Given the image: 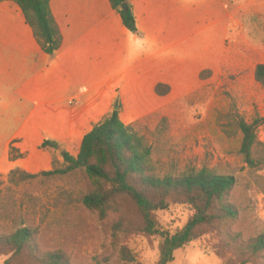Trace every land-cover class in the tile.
<instances>
[{
	"label": "crops",
	"instance_id": "crops-1",
	"mask_svg": "<svg viewBox=\"0 0 264 264\" xmlns=\"http://www.w3.org/2000/svg\"><path fill=\"white\" fill-rule=\"evenodd\" d=\"M245 0H131L138 32L109 0H51L63 35L44 52L20 6L0 2V174L49 171L47 139L77 156L84 136L121 100L125 124L162 112L221 72ZM168 84L159 96L155 88ZM11 146L26 153L12 160ZM59 153V152H58Z\"/></svg>",
	"mask_w": 264,
	"mask_h": 264
},
{
	"label": "trees",
	"instance_id": "trees-1",
	"mask_svg": "<svg viewBox=\"0 0 264 264\" xmlns=\"http://www.w3.org/2000/svg\"><path fill=\"white\" fill-rule=\"evenodd\" d=\"M3 1L6 0H0ZM10 1L22 9L42 50L55 55L63 43V35L53 15L51 0ZM109 1L120 14L124 26L137 33L131 0ZM124 3L126 7H123ZM212 76L210 69L200 74L202 80ZM254 78L264 88V63L255 66ZM155 91L159 96H166L171 87L159 83ZM156 119L152 141L146 129L149 122ZM228 119L235 126V132L240 134L239 153L248 169L264 172V144L257 133L259 122H248L233 113L228 115ZM170 134L171 124L167 116L156 113L125 124L120 110H112L84 136L77 156L65 150L58 154L61 143L47 139L40 148L52 153L51 170L30 173L16 168L9 172L6 182L4 175L0 174V257H7L4 264H72L64 251L41 246L42 227L36 223L37 204L33 195L23 190L21 195L27 199L28 205L24 208L19 203L16 188L32 185L37 180L49 182L80 175L87 189L81 193L79 202L101 219L118 212L120 203L131 205L140 222H126L120 218L113 224L114 235L138 231L148 236H159L161 243L156 264H170L175 251L197 241L206 228L238 219L244 204L236 196L235 176L220 174L209 167H180L174 162L167 169L161 167L160 158L171 139ZM25 156L26 153L11 146L12 160ZM257 184L264 194V181ZM177 203L191 207L193 215L174 233L162 230L157 213ZM230 240L237 244L241 253L248 254L247 260L264 255V232L245 242H239L238 234L231 236ZM119 254L124 263L136 262L126 246L120 248ZM244 263L246 259L241 264Z\"/></svg>",
	"mask_w": 264,
	"mask_h": 264
},
{
	"label": "rangeland",
	"instance_id": "rangeland-1",
	"mask_svg": "<svg viewBox=\"0 0 264 264\" xmlns=\"http://www.w3.org/2000/svg\"><path fill=\"white\" fill-rule=\"evenodd\" d=\"M258 63H264V0H245L233 19L221 72L205 81L202 88L157 112L167 116L171 124V139L160 158L161 167L167 169L174 162L180 167H209L233 175L237 178L236 196L244 204L238 219L206 228L197 241L175 251L170 264H241L245 259L246 264H264V255L247 260L248 254L241 253L230 240L238 234L239 242H245L264 232V194L257 184L264 181V172L248 169L239 153L240 134L228 119L233 113L248 122L258 121L257 133L264 144V88L254 78ZM117 104L121 105L120 99ZM156 123L157 119L152 120L146 129L152 141ZM85 189L80 175L49 182L37 180L16 188L24 208L28 202L21 195L23 190L36 199L41 246L64 251L72 264H156L159 236L138 231L114 235L113 224L120 218L140 222L135 209L120 203L118 212L101 219L79 202ZM193 213L191 207L177 203L159 211L157 217L162 230L174 233ZM122 246L131 251L136 262L121 261ZM6 259L0 257V264Z\"/></svg>",
	"mask_w": 264,
	"mask_h": 264
},
{
	"label": "water",
	"instance_id": "water-1",
	"mask_svg": "<svg viewBox=\"0 0 264 264\" xmlns=\"http://www.w3.org/2000/svg\"><path fill=\"white\" fill-rule=\"evenodd\" d=\"M126 6H127V4L124 3V4H123V7H126ZM114 110H120V107H119V106H115V107H114ZM62 150H63V148L61 147V148H59L58 152L60 153Z\"/></svg>",
	"mask_w": 264,
	"mask_h": 264
}]
</instances>
